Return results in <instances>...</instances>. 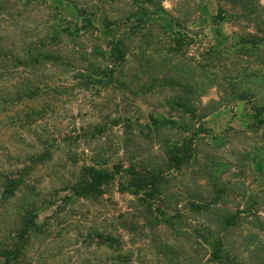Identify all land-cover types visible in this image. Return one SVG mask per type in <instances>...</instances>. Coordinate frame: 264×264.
<instances>
[{
  "label": "trees",
  "instance_id": "16d2710c",
  "mask_svg": "<svg viewBox=\"0 0 264 264\" xmlns=\"http://www.w3.org/2000/svg\"><path fill=\"white\" fill-rule=\"evenodd\" d=\"M54 1L0 0V264H264V184L233 181L200 122L264 98L248 68L191 50L161 0Z\"/></svg>",
  "mask_w": 264,
  "mask_h": 264
},
{
  "label": "rangeland",
  "instance_id": "374dc122",
  "mask_svg": "<svg viewBox=\"0 0 264 264\" xmlns=\"http://www.w3.org/2000/svg\"><path fill=\"white\" fill-rule=\"evenodd\" d=\"M48 1L49 3H56L54 0ZM218 2L219 4L215 0H161L163 6L173 15L179 17L173 20L172 29L177 28L175 24L177 21L194 30L193 33H187L192 46L191 50L212 46L225 52V60L230 74L235 72L239 66H245L248 68V76L243 80L245 81L242 83L243 86L264 91V42L255 41L254 44L251 43L254 40L252 34L255 37L264 35V12L260 13V17L255 22H252L248 16L231 15V13L236 12V9L227 4L225 0ZM218 12L223 16L222 19L220 18L221 20L218 18ZM36 16L39 18L38 12H36ZM182 31L183 29L179 32ZM218 65L221 64L218 62ZM233 85L237 89L241 87L234 83ZM216 96V86H210L200 98L204 101ZM260 105L263 106L260 115L264 116L263 97L231 100L221 104L200 120L208 135L218 139L221 137L215 147V149L220 148L221 150L219 159L228 165L233 181L245 186L246 193H256L264 184V122L252 130L246 129L241 132L237 129L243 130L245 123L253 121L251 113L254 112V107ZM142 110L145 111V107H142ZM9 130L8 127L0 126V141L6 138ZM240 142L249 150L247 160L243 162L242 156L238 161V154L230 152V150L234 151ZM251 155L253 160L248 165ZM241 164L243 170H240ZM239 199L243 203L245 196L244 199ZM47 210L42 213L47 212Z\"/></svg>",
  "mask_w": 264,
  "mask_h": 264
}]
</instances>
